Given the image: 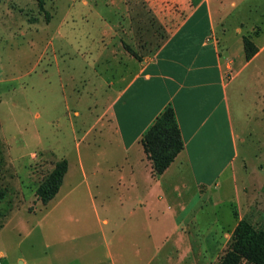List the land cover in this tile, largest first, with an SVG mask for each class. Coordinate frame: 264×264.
<instances>
[{"label":"crops","instance_id":"0c3cea01","mask_svg":"<svg viewBox=\"0 0 264 264\" xmlns=\"http://www.w3.org/2000/svg\"><path fill=\"white\" fill-rule=\"evenodd\" d=\"M175 1L179 11L167 16V36L153 53L140 59L114 53V67L96 69L110 83L103 110L110 148L87 154L89 169L81 154L79 164L104 217L99 230L69 236L63 264H211L215 230L204 234L202 220L264 217V150L248 153V141L264 140L258 26L245 34L239 21L231 38L223 0ZM120 27L119 21L114 30ZM245 37L258 48L251 58ZM168 106L184 148L156 174L142 138Z\"/></svg>","mask_w":264,"mask_h":264},{"label":"rangeland","instance_id":"374dc122","mask_svg":"<svg viewBox=\"0 0 264 264\" xmlns=\"http://www.w3.org/2000/svg\"><path fill=\"white\" fill-rule=\"evenodd\" d=\"M223 1L231 13L228 37L242 21L245 34L258 26L264 45V0ZM83 2L0 0V264H63L70 235L100 229L104 215H97L79 164L81 154L89 169L87 154L110 148L103 117L110 83L96 69L114 67V53H153L167 36V16L179 11L175 0ZM104 76L110 80L111 70ZM253 140L249 156L264 150L262 138ZM64 159L70 169L61 191L44 204L38 190ZM222 218L200 223L204 234L215 230L211 264H223L241 221ZM245 221L264 229V217Z\"/></svg>","mask_w":264,"mask_h":264},{"label":"trees","instance_id":"16d2710c","mask_svg":"<svg viewBox=\"0 0 264 264\" xmlns=\"http://www.w3.org/2000/svg\"><path fill=\"white\" fill-rule=\"evenodd\" d=\"M44 0H40L43 4ZM247 58H251L258 48L245 37ZM142 144L152 161L156 174H162L184 148V141L177 122L175 110L166 107L156 118L142 138ZM67 160L57 163L49 179L38 190L44 204L58 193L67 171ZM264 264V229H258L248 221L241 220L236 226L228 250L222 256L223 264Z\"/></svg>","mask_w":264,"mask_h":264}]
</instances>
